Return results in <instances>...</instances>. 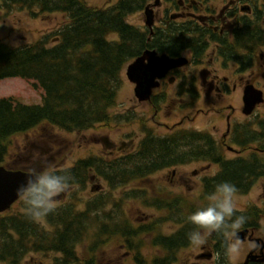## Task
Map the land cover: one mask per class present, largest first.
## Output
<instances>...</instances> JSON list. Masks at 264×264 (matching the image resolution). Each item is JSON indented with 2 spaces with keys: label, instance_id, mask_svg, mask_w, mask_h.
Returning <instances> with one entry per match:
<instances>
[{
  "label": "trees",
  "instance_id": "obj_1",
  "mask_svg": "<svg viewBox=\"0 0 264 264\" xmlns=\"http://www.w3.org/2000/svg\"><path fill=\"white\" fill-rule=\"evenodd\" d=\"M149 1L114 0L99 6L86 0H0L1 11L38 6L42 13L64 15L56 28L32 43L12 46L0 40V79L22 77L44 91L39 104L23 103L14 97L0 98V163L8 162L12 136L37 127L81 132L108 122L121 123V117L113 114L111 108L116 105L120 73L125 65L146 48L173 53L174 46L190 42L170 37L173 34L168 29L163 30L166 37L158 42L147 28L130 23L129 15L141 11ZM233 141L241 147L254 141L264 148L263 123L260 129H253L250 124L236 127ZM201 159L220 164L215 175L205 178L203 192L210 193L216 183L225 180L241 191L258 177H264V151L226 158L211 136L192 130L163 137L147 131L133 151L80 158L68 168L75 177L76 188L85 187L95 175L108 183L110 194L125 184L146 181L164 166ZM69 192V202L45 218L47 228L26 218L21 209L0 215V261L19 264L29 251L53 250L60 251L63 264H67L79 256L77 248L91 256L106 237L121 233L117 226L114 228L116 224L93 222L104 202L97 205L98 198L78 196L75 190ZM103 200L107 201V196ZM20 205L22 208L21 201Z\"/></svg>",
  "mask_w": 264,
  "mask_h": 264
},
{
  "label": "flooded vegetation",
  "instance_id": "obj_2",
  "mask_svg": "<svg viewBox=\"0 0 264 264\" xmlns=\"http://www.w3.org/2000/svg\"><path fill=\"white\" fill-rule=\"evenodd\" d=\"M152 29L158 42L166 37L163 34L165 29L173 34L170 37H180L190 41L182 47L173 45L175 49L169 55L185 57L186 64L170 69L160 81L188 89L184 91V95L189 102L178 110H187L191 113L195 103L209 101L208 106L197 107L194 113L207 114L212 111L217 114L224 108L223 105L217 107L221 103L220 100L241 84L244 87L247 83H252L264 93V0H158L157 5L154 6ZM156 50L158 54L162 53ZM246 72L261 74L263 80L254 79L253 74L246 75ZM152 100H154L152 106L155 108V114H158L156 100L154 98ZM261 108H264V101L258 105L256 112ZM175 117L172 119L174 120L172 124L166 122L171 119L157 121V130L163 131L161 128L165 127L167 131L155 132V134L160 137L169 135L176 126L186 129L184 125L193 120L190 114L181 116L177 121ZM225 122V132L221 133L217 129V132L211 133L222 141L231 137L233 126L241 121L231 118V114H225ZM171 127L173 129H170ZM144 136L145 134L142 133L140 138ZM132 145L133 143L130 146ZM115 147V144L112 145L109 152L117 154L118 150ZM228 150L235 152L236 148L229 147ZM199 162H204L205 167L210 168V171H193V175L198 173L203 186V180L214 175L219 166L208 161ZM191 163L197 162L191 161L187 164ZM187 164L184 162L176 166H164L158 172L167 170L174 174L176 167ZM252 185L253 182L249 186L250 189ZM250 189H245L240 195L247 197ZM206 194L201 192L198 196H191L171 190L165 194L150 191L137 194L141 213L136 219L132 223H129V220H126L128 223L122 221L123 225L116 221L109 224H116L114 228L117 226V229L121 230L120 249L126 255V259L132 264H210L211 257L222 250L223 238L214 235L206 246L193 251L186 235L195 227L186 221V216L199 206ZM106 196L107 200L110 199L114 204L115 209L121 207V204L114 198L127 201V193L123 192L107 193ZM238 202L248 217V223L240 232V237L247 241L264 236V195L258 202L250 197L246 201ZM118 211L115 217L121 218V208ZM109 216L113 217L111 214ZM112 217H109V220ZM44 227L47 228V224ZM134 250L136 251L133 252ZM43 254L52 260L49 264H63L60 251L51 250ZM95 263L97 264L94 256H77L67 264ZM104 264H118V261L117 258L109 256ZM219 264H227L223 256ZM240 264H264V253H248Z\"/></svg>",
  "mask_w": 264,
  "mask_h": 264
},
{
  "label": "rangeland",
  "instance_id": "obj_3",
  "mask_svg": "<svg viewBox=\"0 0 264 264\" xmlns=\"http://www.w3.org/2000/svg\"><path fill=\"white\" fill-rule=\"evenodd\" d=\"M86 1L89 4L103 6L114 0ZM39 9L38 6H33L32 8H12L6 12H0V40H4L11 45L18 44V46L33 42L40 37V35L56 28L64 18V15L59 12L42 13ZM128 20L133 25L143 26V11L130 14ZM125 69L126 66L120 73L121 82L120 86L117 88L116 105L111 108V112L116 114V116L134 113L142 120H134L129 123L119 124L116 122H108L106 125H97L81 132H67L52 126L37 127L27 133L12 136L7 161L18 167L25 166L38 169L41 167V159L38 157H45L58 167H67L71 166L74 160L80 157H86L89 154H109L110 152L108 149L114 144L116 148H118L121 146V142L128 141L131 138L134 142H137L142 136V129L144 127L149 128L151 126L156 133L166 132L167 129L165 127L161 128L163 131L157 130V121L159 120L171 119L166 122L172 124L174 122L172 119L175 116V121H177L183 115H191L187 110H178V108H184L189 102L184 92L181 90L182 88L178 85H171L168 82L161 83V86L154 90L156 94L155 102L159 109L156 115L152 102H139L136 99L134 95V84L127 79ZM245 74L252 76L253 73L246 72ZM252 78L263 80L261 74L258 75L257 73L253 74ZM242 89L243 84L232 90L226 97L220 100L221 103L218 104L217 107L223 105L224 108L219 113H199L192 122L184 125V127L203 129L211 132H217L216 130L219 129L222 133L226 129V122L224 120L225 114H231V118L237 121H244L249 124L252 122V124L257 126L258 121H264V108L250 115L243 114L241 111L243 106ZM43 93L44 91L41 87L35 86L33 81H29L22 77H6L0 79V98L14 97L23 103L39 104L42 103ZM201 95L204 96V93L201 92ZM208 105L209 101H201L200 103H195L193 110L197 107L205 108ZM143 120H145V122ZM220 132L218 133L220 134ZM122 148V151H124V147ZM252 150L253 149L249 151ZM124 153L126 152L124 151ZM235 155V152H227L228 157H234ZM14 161L16 162L14 163ZM194 170L203 172L210 171V168H206L204 162L197 161V163L178 166L175 168L174 174L167 172V170L156 172L150 176V180H146V182L149 183L147 187L155 193L165 194L171 190L175 193L198 196L201 193V182L198 173L197 175H193ZM146 182L141 183L144 188L147 184ZM94 183L102 185L100 190L91 189ZM105 185V182L96 179L94 181H89L83 188H76L78 196L98 198L96 200L98 201L97 205L104 202L102 210L98 211L99 216L95 217L94 221H92L98 225H100L101 222L105 225H109L111 221L112 223L116 221L123 225L121 222L126 220L132 223L141 213L138 208L139 203L129 200L125 202V200L114 198L117 203L120 202L121 204V207L119 206L115 209L110 199L107 201L103 200L106 198L107 194ZM131 187H134V185L128 187V190L131 189ZM114 193L119 194L121 191ZM66 194L70 195V192ZM66 194H61V196L57 198L59 200V206L65 202ZM263 195L264 180H259L249 190L247 197L237 193V198L238 201H246L247 198L250 197V199L258 202ZM20 201L16 202L10 211L20 210ZM119 208H121L120 213L122 216L121 218H116L115 216L116 213H119ZM143 210H146V208H143ZM109 214L113 215V217L109 216ZM129 214L134 216L133 220ZM93 215H95V211ZM109 217H112V219L109 220ZM121 240V236H108L101 247H95V249H93L91 256L95 257L97 264H104L106 258L109 256L117 258L118 264H132L126 259V255L122 253L120 249ZM84 245H87V243ZM147 247L150 251H153L151 247ZM135 251L136 250L133 252ZM80 253L82 256H87L86 250L82 248L80 249ZM50 262H52V260L48 258L47 255L39 252H31L26 254L25 258H23L22 262L19 264H49ZM0 264L8 263L0 261Z\"/></svg>",
  "mask_w": 264,
  "mask_h": 264
},
{
  "label": "clouds",
  "instance_id": "obj_4",
  "mask_svg": "<svg viewBox=\"0 0 264 264\" xmlns=\"http://www.w3.org/2000/svg\"><path fill=\"white\" fill-rule=\"evenodd\" d=\"M38 158L41 159V167L31 168L16 189L22 214L34 222L55 213L59 207L57 198L76 187L75 177L68 167L61 168L45 157ZM237 193L234 183L220 181L186 216V221L195 226L186 234L193 251L206 246L214 235L223 238L222 250L211 257L210 264H219L222 256L227 264H240L248 253H264V236L245 241L239 235L248 223V217L239 206Z\"/></svg>",
  "mask_w": 264,
  "mask_h": 264
},
{
  "label": "water",
  "instance_id": "obj_5",
  "mask_svg": "<svg viewBox=\"0 0 264 264\" xmlns=\"http://www.w3.org/2000/svg\"><path fill=\"white\" fill-rule=\"evenodd\" d=\"M153 11L147 5L144 8L145 23L153 24ZM185 63V58H172L153 49H146L126 66V76L134 83V93L139 101L149 100L153 89L159 85V79L174 68ZM262 92L252 85L246 86L243 92V112L250 114L258 102L262 101ZM28 171L8 169L0 164V212L10 208L19 196L17 187L25 180Z\"/></svg>",
  "mask_w": 264,
  "mask_h": 264
}]
</instances>
